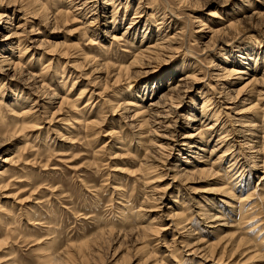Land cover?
<instances>
[{
	"label": "rangeland",
	"instance_id": "rangeland-1",
	"mask_svg": "<svg viewBox=\"0 0 264 264\" xmlns=\"http://www.w3.org/2000/svg\"><path fill=\"white\" fill-rule=\"evenodd\" d=\"M25 1L28 2V0ZM102 1L107 0H97V5L101 4L99 8L102 6ZM125 1L126 0H121L123 6L119 9V14L115 18V23L112 21L110 14L111 9H109V12H107L108 17L106 16L107 20L109 21V26L104 29L99 25L98 22V24L95 23L93 28H96V30L95 34L93 35L91 32L84 30L82 23L71 20L70 16L64 17L63 19L60 18V21L57 20L54 25H51L54 23V21L51 20V18H47L46 20L45 16L52 13L54 0H42V2L46 3V5L43 7V9L47 7V11L44 10L45 12L42 8L37 9L39 4L35 3L34 7V5L31 3L32 1L29 0L28 2V6H32L27 7V13L28 11L31 13H28L30 16L26 15L27 21H25L24 26H26L25 29L27 30H30L33 27L34 30H37V35H39L41 38L46 37L47 42H45V45L42 46V49L38 50L41 52L43 50H50V54L47 52L44 53L43 51L42 58H39L41 59V64H47L45 70H50L53 72L58 66H64V70L67 71V74L70 72V76H68L69 83L67 85V91L70 89L72 82H75L72 89L70 90V93L68 94V99H74V97H77L76 95L80 94L83 96L82 93H85L89 87L93 89L95 88L96 92H100V94L99 97L97 96V98L91 102L90 106H85V108H83H88V113L86 112L88 116L81 114L82 117L79 118L78 122H75V117H80L79 115L81 110H76L74 108L72 112L69 109L70 106L69 108L67 106L69 103L63 105V107H61L62 110H59L58 112L54 113L52 117H50V112L55 110V108L52 109L53 105L55 104L51 103L53 101L47 97L44 99L46 101L49 100L48 102L51 106H47V109L45 107H42L43 109L39 108V110L36 112L30 110L32 112L27 118H31L29 120L30 122L27 123L28 125H25L27 128L25 127V129H23L24 132L22 133H26L25 137H28V141H33L36 146H32L31 150L30 148L27 150L24 149L19 153V159L21 161L20 166H24V169H22L24 171H17L12 176L14 179V184L12 187L8 190L0 192L10 193L11 196H8L6 199L7 201L11 202V205L13 206L12 212H14V215H16L17 218L16 227L20 230L22 236L20 239L18 238L15 240L16 242L8 239L10 243L7 242L6 244H3V248L0 247V264H3L6 261V258L12 256H14L13 258L18 264H46L42 263L40 260V254L50 253V251L52 252L55 249L59 250L66 247V250L69 252L67 251V254L64 252V254L59 257L62 258V260L58 258V261L61 260V262H66L68 264H157L158 258H155L153 255H151V260V257L148 256L149 253L154 254L151 251V247H142L140 243H142L144 239L139 240V243L136 242L133 235L129 234V231L125 232L122 230V232L117 233V229H114L116 233H113V230L112 232H109L110 234L104 233L102 236L96 237L98 232L97 230H99L98 228H100L102 225L103 226L101 228H106V226L109 224L108 221H110V223L113 225L116 223L119 225L118 220L116 219H118L121 213H112L113 211H119L116 210L117 206L125 205L126 209L129 208L131 212L133 211L132 213H136L138 211V206L140 205L142 207L139 206V208L142 209L139 211L141 214H143L141 221H145L148 218L149 220L151 218L156 219V217L159 220L162 219L163 221V219H166V207L170 205V201H172V198H174L173 196L175 195V190L178 189V187L181 190L184 204L192 203L194 199L197 201L199 197L202 205H207L209 207L214 206L216 208L223 206V204L219 201L222 199V196L218 192L225 186L224 178L221 176L220 172L216 174L214 171H206V174L204 173L202 175H198V177L196 176V181H193L192 183L188 182L185 185H181V183H179L180 180H177L173 189L169 191L168 198L162 201L163 203H157L152 199L151 201H144V203L141 201L145 193V189H143L144 177L152 178V175H155L153 173L159 174L161 171L157 170L146 175L145 172H143V168H141L143 160H141V157L142 154H144L143 152H147L148 150L152 151V148L150 147L151 144L142 145L140 140L138 143V139L135 136H132L131 133L128 132L124 134V132H122L120 125H122L123 122L118 115L120 111L117 109L115 111L116 113L114 112L115 114H111L112 106L114 105V97L112 96L114 92L113 90L117 91L119 86H112V84L109 82L110 77H105V74L112 68L113 65H117L121 62L126 64L133 58V53H136L139 50L140 45L143 44V42L139 43V39L142 34V27L139 26V32H137L136 36L133 34V31V33L127 35L126 41L121 40L120 42L114 43L112 45L108 41L104 40V38L101 36L106 35L105 33L107 30H112V32L115 33H121V31L124 29V27H126L128 22L131 21L133 17V20L136 21V23L139 21V19L142 21L140 23H149L146 36L152 34L151 39H154L157 27L156 22L164 13H166L165 15L168 19L166 24L162 27V30L164 29L165 31L163 32L172 34L177 30H181V33L179 34L180 36L177 39V44L175 45V50L172 52L162 51L159 53L160 57H158V59L154 60L153 62L139 59L137 66L131 67L130 70L135 71L139 69L141 70V73L139 72L136 75H133L134 77L129 78V81L126 80V83L123 85L126 86L131 83L132 87L136 88L139 86V90L145 85L156 88L157 85L160 86L161 84H166L168 81L167 77H169L171 74L177 78L179 73H182L180 70L188 66L190 67V70L193 69L195 72L199 71L198 77L201 80L196 82L192 90L189 91L188 96H186L183 100L186 101L184 106H190L184 109L187 112L191 109V105L192 103L194 104V102L195 111L196 108L198 110L199 104L201 103L198 91L203 90L207 92L208 95L214 94V91H212L210 88L214 82L210 80L208 76L209 73L212 72L213 68L216 67V63L224 64V62L221 60L222 57L227 58L226 56L228 53L232 52L234 54H238L237 51L240 49H242L244 52L246 49L250 48H254L255 52H259L258 57H261L262 53H264V38H261L264 37V31H261V27L259 25H256L254 29L246 27V24L244 25L245 27L239 25L237 33H233L234 30H232L229 36H221V39L219 40L214 38L210 39L208 42L210 50L205 51L203 50L204 45H202V43L205 42L208 37L204 39H197V21L211 17L210 13L213 11L221 13L223 16L227 17L234 13L239 15L240 13L244 12L242 8L246 5V1L227 0L228 2L226 4L219 5L222 0H146L148 3L145 1L144 6L142 5L143 7H141L142 10L139 13H134L136 6L139 4L138 0H127V6L124 4ZM255 6L256 3L253 4V7ZM124 9H126L125 13ZM250 9L251 8L245 11H250ZM153 11L154 14L152 15ZM32 12L33 14L37 12V16H35L36 13L33 16ZM139 15L141 16L139 17ZM19 19L20 18L17 16V18L13 19V22H18ZM49 20L52 22H47ZM54 26L56 27L54 28ZM112 26H114L113 29ZM129 30L132 32L133 29ZM2 34L4 33L0 34V38H2ZM132 34L136 37L135 39H133L134 37ZM54 42H58L60 44V46L57 44L59 48L57 46L54 48ZM130 43H132V46ZM58 52H64L65 54L61 55ZM37 57L40 56L38 55ZM40 63H37V65L35 64L34 66L31 65V67L38 69ZM75 63L76 65H73ZM258 63H260V65L262 64L260 66V71H264V60L262 61L260 58ZM146 65L150 66V69L152 67L155 72L153 74H147L148 72H144V70L147 69ZM252 65L253 63H251V66ZM72 67H75L76 70H74ZM19 70L21 71L20 73H24L22 68H19L18 71ZM90 70L92 72H90ZM158 80H160L159 83ZM4 86L6 87H4L3 93L2 89L0 92V95H2V97H0L2 104L8 102L10 98L8 96L14 95L15 93L17 94L18 92L14 86L8 87L7 84ZM58 91L60 94L63 90L58 89ZM78 91H80V94ZM87 96L88 95H86L84 100H86ZM31 97L32 95L29 96V99H27V102L30 104L33 101L30 99ZM244 102L246 103V100L242 98L237 99L234 103L230 104L231 109H225L223 106H220V108L223 110L221 111L220 119L227 122V129H232V132L230 131V135L228 136L230 140L235 138L234 145L244 144L243 141H245L242 139V133L239 132L241 128L244 127L240 126L239 123L233 119V117H237V114L233 113V110H240L242 107H245ZM20 106L14 107V110L17 112L22 111ZM25 106H28V104H23L22 107ZM180 110L181 108H179V112ZM12 114L14 113H10V110L7 109V118H12ZM83 118H88V121L93 120V122L84 125L85 122ZM198 122L199 120L193 124H197ZM261 122L262 120L260 119L257 121L258 124ZM185 125L186 123H184L179 128L180 133L188 130L184 128ZM246 128L247 126H245L244 129ZM111 129L114 131V134L107 135ZM97 131H99V133L94 135V133ZM262 134L264 135V128L262 130ZM5 135H0L1 140H3L4 137V140L7 141L6 144L0 148V158L7 155L8 153H13L18 145H23L20 139H18L20 136L8 141L6 140L7 138H5ZM6 136L8 137V135ZM214 139L215 136L213 137L211 144L207 147V150L208 148L212 147ZM247 149L248 148H246V151ZM236 152L240 154L242 153L240 157L243 160L241 159V161H245L244 170L247 172V170L252 166L250 157L244 154V151H242L239 147L236 149ZM165 154H168L169 156H167L169 160L172 161L174 158H176L177 152H165ZM204 155H208V153H205ZM167 156L165 155L164 158H167ZM263 160L264 149L262 152H259V154H256L254 159L255 162L253 164L255 166L251 168V176L248 183V188L251 187V189H253L259 181L258 178L263 175ZM192 161H194L193 158L190 159V162ZM165 172L169 174L171 173L167 170L161 173ZM156 181L157 182L154 183L150 181V184L146 186H163L166 184L165 182L169 181L168 175H163V177L158 178ZM113 187L118 189L114 192L112 191ZM204 188L208 190H204ZM198 189L202 192H200ZM209 190H213L214 192H210ZM112 192L114 193L112 194ZM119 193H121L120 195L123 197L120 196ZM231 193L233 194V197L231 198L233 200H230L232 205L229 207L237 205V203L234 202V198H242L245 196V191L240 193L233 190ZM109 198L112 199L109 200ZM248 201L249 200L247 199L243 200L241 205L244 206ZM251 203H254V206L251 209V213L254 218H252L253 221L251 220V224H253H249V226H238L236 232H234L235 230H230L232 228H227L224 230L234 233L236 237L242 235L247 241L243 247L241 246L239 248L240 251L237 249V251L233 252L230 256H228L229 254H226V257H228L224 263L264 264V242L259 246L255 245L254 243L264 235V221L262 222V220H264V201L257 202V200L254 199L251 201ZM144 204L146 206H144ZM155 204L157 206L153 207L151 211L146 210L148 206H155ZM131 208L133 209L131 210ZM257 211H259V214ZM115 214H117V216H114ZM110 216L112 218H109ZM30 218H38L40 223L34 226L33 219L31 220ZM117 224L114 227L118 228ZM256 224H260V227L256 226ZM1 226L2 225H0V228L3 229ZM188 226H191L190 229L198 231L196 228L197 226L193 224H188ZM253 228L254 230H252ZM209 230L210 228L203 226V230L201 232L198 231V234H200L203 238V247H205L204 244L210 243L212 241V243H214V241L216 242L217 240L215 238L219 235H222V233L216 232L207 234V231ZM257 230H259V232H257ZM251 231L252 234L254 233V235L258 236L250 237ZM173 232L174 231H170L166 233L165 239L163 236L161 237L162 239H159L160 241L156 240L157 244L161 246L163 245L164 240L167 242L170 241V238L173 236ZM124 233L128 234L125 236ZM129 235L131 236V239L129 238ZM91 239H93L92 242ZM149 239L145 240L147 241ZM150 241L153 242L152 239ZM79 245L83 246L80 248ZM210 246L211 243L207 247ZM140 250L143 253H141ZM241 250L244 251L243 254L240 253ZM254 252L255 255H257L255 258L244 260V254H254ZM10 253L12 254L10 255ZM38 256H40V258ZM144 257H146L148 261L145 260L146 258ZM193 261H189V259H187L183 262V264H193ZM60 263L53 261L49 264ZM166 263L172 264V260L169 259L168 261V259H166V261L163 263L158 264ZM212 263L213 262L208 261L200 262V264Z\"/></svg>",
	"mask_w": 264,
	"mask_h": 264
},
{
	"label": "bare ground",
	"instance_id": "bare-ground-1",
	"mask_svg": "<svg viewBox=\"0 0 264 264\" xmlns=\"http://www.w3.org/2000/svg\"><path fill=\"white\" fill-rule=\"evenodd\" d=\"M30 1H32L31 3L34 5V7L35 3L39 4V7L37 9H43V7L46 5V3L42 2V0ZM145 1L146 0H138L139 4L136 6L134 13H139L142 10L141 7L144 6ZM244 1H246V5L242 8L244 12L240 13L239 15H237V13H234L227 17L223 16V14L221 13L213 11L210 13L211 17H207L205 19L197 21V39H204L208 37V39L202 43V45H204L203 50H210L208 45L210 39L214 38L219 40L221 39V36H229L232 30H234L233 33H237L239 25H241L242 27L246 26L250 29H254L256 25H259L261 27V31H264V0ZM28 2L25 0H0V34L4 33L1 36L2 38H0V92L2 89L3 93L4 87H6L4 85L6 84L8 87L14 86L16 91H18L17 94L15 93L14 95L8 96L10 98L8 102H5V104H2L0 99V135H8V137L5 135V138H7L6 140L8 141L20 136L18 137V139H20V141L23 143V145L21 146L18 145L13 153H8L7 155L0 158V192L11 188L14 184V179L12 178V176L17 171H21L22 169H24V166H20L21 161L19 159V153L24 149L27 150L30 148L31 150L32 146H36L33 141H28V137H25L26 133H22L24 132L23 129H25L26 127L25 125H28L27 123L30 122L29 120L31 118L27 119L29 114L32 112L30 110L36 112L39 110V108L45 107L47 109V106H51L48 102L49 100L46 101L44 99L45 97H47L48 99L53 101L51 103L55 104L52 107V109L55 108V110L52 112L49 111L51 113L50 117H52V115L59 110H62L61 107H63V105L69 103V105L67 106L68 108L70 106L69 109L72 112L74 108L76 110H81L79 115L80 117H75V122H78L79 118L82 117L81 114H84V116L87 115L86 112L88 108H83H85V106H90L91 102L96 99L97 96L99 97L100 94V92H96L95 88L93 89L89 87V89H87L85 93H82L83 96H81L80 91H78L80 95H76L77 97H74V99H68V94L70 93V90L72 89L75 82H72L70 89H68L67 91V85L69 83L68 76H70V72L67 74V71L64 70V66H58L53 72L50 70H45L47 64H41V59L39 58H42L43 51L44 53H49L50 50H43L42 52L38 51L39 49H42V46L45 45V42H47L46 37L41 38L39 35H37L38 32L36 29L34 30L33 27L30 30L25 29L26 26L24 25L25 21H27L26 15H28V13H31L29 11L27 13V7L32 6H28ZM227 2V0H222L219 5L226 4ZM255 3L256 6L253 7V4ZM124 4L127 6V0ZM100 5H97V0H54L53 11L50 15L45 14V18L46 20L47 18H51V20L54 21V23L51 25H54L55 22L60 18L63 19L64 17L70 16L71 20L82 23L83 25H81L83 26L84 30L87 32H91L93 35L95 34L96 30V28H93V25L95 23L98 22L99 25L104 29L109 26V21L106 18L109 9H111L110 14L112 21H114L113 23H115V18L119 14V9L123 6L121 0L102 1L101 8H99ZM46 8L43 9V11H47ZM249 8H251L250 11L246 12L245 10H248ZM125 12L126 9H124V13ZM35 13V16H37V12ZM153 14L154 11L152 12V15ZM165 14L166 13H164L156 22L157 27L154 39H151L152 34L146 36L149 23H140L142 22L140 19L136 23V21L133 20V17L131 21L128 22L126 27H124L121 33H115L112 32V30H107L105 33L106 35L101 36L102 38H104V40L108 41L112 45L114 43L120 42L121 40L126 41L127 35L133 33V31V34H135L136 36L137 32H139V26L142 27V34L140 36L139 43L143 42V44L140 45L139 50L136 53H133V58L126 64L124 62H121L117 65H113L112 68L105 74V77H110L109 82L112 84V86H119L117 88V91L113 90L114 92L112 96L114 97V105L112 106V110L110 109L111 114H115V111L117 109L118 111H120L118 115L123 122V124L120 125V128L122 132H124V134L128 132L131 133L132 136H135L138 139V143L140 140L142 145L151 144L150 147L152 148V151L148 150L149 152H143L144 154H142L141 157V160H143L141 168H143L142 170L143 172H145V175L153 173L157 170H160L161 172L165 170L171 172L170 174L167 172H160L161 174L153 173L155 175H152V178L144 177L143 189H145V193L141 200L143 201V203L144 201H151V199L153 201H156L157 203H163L162 201L168 198L169 191L173 189L177 180H180V182H178L181 183V185H185L188 182L192 183L193 181H196L198 175H202L204 173L206 174V171H214L216 174L220 172L221 176L224 178L225 186L218 192L222 196V199L219 201L223 204L224 207L222 206L216 208L214 206L209 207L207 205H202L199 197L197 201H195L196 199H194L193 202L191 201L192 203L184 204V201L182 200L181 190L178 187V189L175 190L176 192L174 193V198H172V201H170V205L166 207V219H163V221L162 219L159 220L157 217L156 219L151 218L149 220L148 218L145 221H141L143 214H141V212L139 211L140 209H142L139 208L140 205L138 206V211H135L136 213H132L133 211L131 212L129 208L126 209L125 205H122L116 207V210L119 211H111L113 214L115 212H119V214L121 213L120 216L118 215V219H116L118 220L119 225L115 222L118 225V228L114 227L116 224L113 225L112 223H110V221H108L109 224L106 226V228H101L103 226L102 225L100 228H98L99 230H97V234H95L96 237H99L104 233L112 232L114 229H117V233L122 232V230H124L125 232L129 231V234L133 235L136 242L139 243V240L144 239V241L140 243L141 246H150L151 251L154 254H147L150 257L151 255H153L155 258H158V263H163L164 261H166V259H168V261L170 259L172 260V264H183L185 260L189 259V261L194 260L193 264H200V262L203 261L213 262L212 264H228L224 263L226 261V258L233 252L237 251V249H239L241 246L243 247V245L247 243V241L243 238L242 235L236 237L234 233L224 230L227 228H232L230 230H235L234 232H236L238 226H249V224L252 225L253 223L251 224V222L254 218L252 216L251 209L254 206V203H251V201L254 199H256L257 202L264 201V173L260 178H258L259 183L257 182V185H255L253 189H251V187L248 188V183L251 176V168L255 166L253 164L255 162L254 159L256 157V154H259V152H262L264 149V135L262 134V130L264 128V71H260V66L262 64L260 65V63H258V60L260 58L262 61L264 60V53H262L261 57H258L259 52H255L254 48H250L246 49V51L244 52L242 49H240L239 51H237L238 54H234L232 52L228 53V55L226 56L228 59L222 57L221 60L222 62H224V64L216 63V67L213 68L212 72L209 73L208 76V78L214 82L213 85L211 84L212 87H210L212 91H214V94L208 95V93L203 90L198 91L201 99L198 110L196 108L195 111L194 102V104L192 103L191 105V109L186 112V110L184 109L190 106H184V104H186V101L183 100L186 96H188L189 91L192 90L196 82L198 80H201L198 77L199 71L195 72L193 71V69L190 70V67L188 66L180 70L182 73H179V76L177 78H175L176 76L171 74L169 75V77H167L168 81L166 82V84H161L160 86L157 85L156 88L145 85L139 90V86H137L136 88L132 87L131 83L126 86L123 85L124 83H126V80L129 81V78L134 77L133 75H136L141 71L139 69L135 71L130 70L131 67L137 66V64L139 63V59L153 62L154 60H157L158 57H160L159 53H161L162 51L172 52L173 50H175V45L177 44V39L180 36L179 34L181 33V30H177L172 34L164 33L165 31L164 29L162 30V27L166 24V21L168 19ZM17 16L18 18H20V21L18 20V22H13V19L17 18ZM140 16L141 15H139V17ZM47 22L51 23L52 21L49 20ZM55 27L56 26H54V28ZM113 28L114 26H112V29ZM129 29H133L132 32H130L131 30ZM135 36L133 35V39L136 38ZM58 42L53 43L54 48L55 46H57V44H59ZM130 44L132 46V43ZM60 54L62 55L65 53L63 52ZM38 55L40 57H37ZM37 63H40L38 69L31 67V65L34 66L35 64L37 65ZM76 63L73 65H76ZM251 63H253L252 66ZM75 67L72 68L76 70ZM149 67L150 66L146 65L147 69L144 70V72H148L147 74H153L155 71L152 69V67L151 69ZM19 68H22L24 73H20L21 71H18ZM90 72L92 71L90 70ZM159 81L160 80H158V83ZM58 89L63 90L62 93L59 94ZM18 94L20 95V97ZM31 95L32 97L30 99L33 101L30 104L27 102V99H29V96ZM86 95L88 96L86 100H84ZM0 97H2V95H0ZM241 98L246 100V103L244 102L245 107H242L240 110H233V113L237 114V117H233V119L238 122L240 126L244 128L245 126H247V128H241V130L239 129L240 131L238 130L242 133V139L245 140L243 141L244 144L234 145L235 138H233V140H230L228 136L230 135V131L232 129H227V122L220 119L221 111H223L220 106H223L225 109H231L230 104ZM23 104H28V106L22 107ZM18 106H20V109L22 108V111L17 112L16 110H14V107ZM179 108H181L180 112ZM7 109L10 110V113H14L11 115L12 118L10 119L9 117L7 118ZM259 119L262 120L260 124L257 123ZM83 120L85 122L84 125L93 122V120L88 121V118H83ZM198 120L199 122L197 124H193ZM184 123H186L184 128L188 130L180 133L179 128ZM112 129L107 135L114 134V131ZM97 133H99V131L95 132L94 135H96ZM214 136L215 139L212 147L208 148L207 150V147L213 141ZM6 142L7 141L4 140V137L3 140L0 139V148L4 144H6ZM238 147L242 151H244V154L248 155L252 161V166L251 168L249 167L250 169H248L247 172H245L244 170L245 161H241L242 158L240 157V155L242 153L240 154L236 152V149ZM246 148H248L247 151ZM164 151L166 153L176 151V158L170 161L168 158L169 155L165 154ZM205 153H208V155H204ZM165 155H168L167 158H164ZM191 158H193L194 161L190 162ZM262 163L264 168V160ZM163 175H168L169 178V181L165 182L166 184H164L163 186H146L150 184V181L152 183L157 182L156 180L163 177ZM117 189L118 188L113 187L112 191L115 192V190ZM205 189L206 188H204V190ZM233 190L240 193L245 191V196L242 198H234V202L237 203V205L229 207L232 205L230 200H233L231 199L233 197L231 191ZM199 191L202 192L201 190ZM114 192H112V194ZM120 194L121 193H119V195ZM8 196H11L10 193H0V225H2L1 227H3V229L0 228V247H2L3 244L9 242V240L15 241L18 238L20 239V237L22 236L20 230L16 227L17 218L16 215H14V212H12L13 206L11 205V202L7 201L6 199L8 198ZM111 199L109 198V200ZM245 199L249 201L244 206H242L241 203ZM144 206L146 205L144 204ZM156 206L157 205L155 204V206H148L147 208H145L147 211H151L152 208ZM132 209L133 208H131V210ZM258 212L259 211H257V213ZM114 216H117V214H115ZM109 218L112 217L110 216ZM263 221L264 220H262V222ZM33 223L34 226L40 223L39 219L34 218ZM188 224L197 226L196 228L199 232L203 230V226H207L208 228H210V230L207 231V234L216 232L222 233V235H219L215 238L217 240L216 242H210V247H207L210 243L204 244L205 247H203V238L200 234H198V231L190 229L192 225L188 226ZM256 226L260 227V224H256ZM252 230H254V228ZM170 231H174L173 236L170 238V241L167 242L164 240L163 245L159 246L156 240L160 241L159 239H162L161 237L163 236L165 239V234ZM257 232H259V230H257ZM113 233H116L115 230L113 231ZM127 234L128 233H126L125 236ZM255 236L258 235H254V233L252 234L251 231L250 237ZM129 238L131 239V236ZM145 239L149 240L146 241ZM151 239L156 243L151 242ZM92 240L93 239H91V242ZM263 242L264 235L254 243L255 245L259 246L262 245ZM82 246L83 245H79L80 248ZM66 249L67 247L59 250L55 249L52 252L50 251V253L40 254L41 258L40 256L38 257L40 258L42 263L49 264L53 261H57L58 263H60L62 258L59 257L63 255L64 252L66 253L68 251ZM243 252L244 251L241 250L240 253L243 254ZM141 253L143 252L141 251ZM11 254L12 253H10V255ZM226 254L229 255L226 257ZM244 256V260H250V258H255L257 255H255L254 252V254L246 253L244 254ZM13 257L14 256L6 258V261L3 264H18ZM65 257L67 258L66 255ZM58 258L61 260L58 261ZM147 258L145 260H147ZM60 264L68 263L61 262Z\"/></svg>",
	"mask_w": 264,
	"mask_h": 264
}]
</instances>
